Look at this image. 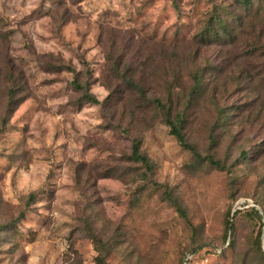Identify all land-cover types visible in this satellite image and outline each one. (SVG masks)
<instances>
[{
    "label": "rangeland",
    "instance_id": "rangeland-1",
    "mask_svg": "<svg viewBox=\"0 0 264 264\" xmlns=\"http://www.w3.org/2000/svg\"><path fill=\"white\" fill-rule=\"evenodd\" d=\"M247 1L0 0V264H264V0ZM214 16L234 32L206 43ZM157 98L188 110L205 160Z\"/></svg>",
    "mask_w": 264,
    "mask_h": 264
},
{
    "label": "trees",
    "instance_id": "trees-1",
    "mask_svg": "<svg viewBox=\"0 0 264 264\" xmlns=\"http://www.w3.org/2000/svg\"><path fill=\"white\" fill-rule=\"evenodd\" d=\"M177 2L178 0H174L175 6H178ZM243 2L246 4H242V5H245L247 8L250 7L251 4H247L248 3L247 0L245 1L243 0ZM231 31H233V27L229 26L227 22L224 21V19L221 16H214L212 17L211 22L205 34L202 36H203V39L206 41V43H209L213 41L214 39H218V38L225 37V36L227 37L231 36L232 33L234 32V31L233 32ZM190 77H191V80L193 81V88H192L190 95L192 98L199 99L200 97H202L203 92L205 90L204 73H202L200 69H196L190 72ZM7 81L11 83L13 86L8 91V101L6 104L4 116L2 118L3 128L7 126L11 115L13 114V112L19 105L18 102H16L15 100V97H16V88H14V84L16 81L15 77L12 75H8ZM78 87H80V89L84 91L83 96H82V101H84L85 104H98L99 103V101L95 98V96L90 94L89 91L86 90V88H84L82 85ZM152 103L154 104L153 105L154 107H156L160 112H162L163 117H164L163 118L164 123L170 128L171 135H173L178 140L181 146L189 150L197 160H205V158H203L198 153L196 148L193 145L189 144L186 139V135L184 133V129L186 128L188 124L187 117L185 115L186 110L174 111L175 104H173L170 98L167 103H163L162 100L159 98L153 99ZM130 159L135 163L142 164V166L147 168V170L149 171L152 170L153 166L150 162V159L145 153L141 151V143L139 141H135V143L133 144L132 154L130 156ZM207 161L209 162L210 165H212L213 167H216L217 169H220V170L226 169L223 163L215 159L214 157H211V156L207 157ZM253 211L257 215H259L257 210L253 209ZM181 214L184 217H186L185 213L181 212ZM228 222H229V231L231 232L230 244H232L234 243L233 241L234 222L232 223L231 220H229ZM226 239H228V237ZM258 247L260 248V251L264 255V251L260 247L259 242H258ZM97 263L106 264L102 256H99L97 258Z\"/></svg>",
    "mask_w": 264,
    "mask_h": 264
}]
</instances>
